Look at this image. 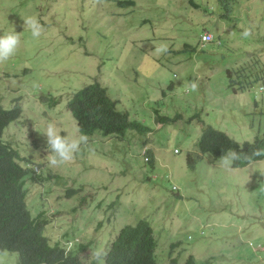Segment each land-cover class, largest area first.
Returning a JSON list of instances; mask_svg holds the SVG:
<instances>
[{"label": "rangeland", "instance_id": "374dc122", "mask_svg": "<svg viewBox=\"0 0 264 264\" xmlns=\"http://www.w3.org/2000/svg\"><path fill=\"white\" fill-rule=\"evenodd\" d=\"M30 17L39 23L38 38L24 23ZM205 31L213 43L201 44ZM8 33L19 34L20 45L0 64V100L21 113L5 139L44 164L42 174L55 175L47 179L55 193L45 204L47 213L60 210L45 233L52 244L66 236L101 242L80 254L90 264L94 250L108 248L103 240L146 220L164 263L172 262L164 255L174 246L181 264L190 257L197 264H264V161L226 168L197 146L209 126L240 144L264 133V0H0V36ZM161 46L167 51L158 53ZM94 81L152 132L143 138L129 131L124 141L95 136L70 163L49 167L47 126L79 138L67 104ZM179 114L176 123L159 122ZM145 143L153 166L141 154ZM69 189L80 192L67 198ZM18 260L0 255V264Z\"/></svg>", "mask_w": 264, "mask_h": 264}, {"label": "trees", "instance_id": "16d2710c", "mask_svg": "<svg viewBox=\"0 0 264 264\" xmlns=\"http://www.w3.org/2000/svg\"><path fill=\"white\" fill-rule=\"evenodd\" d=\"M118 5L133 6L134 3L118 2ZM186 48L188 50L190 46L186 45ZM251 85H242L241 89L245 87L247 90L246 88ZM67 109L80 122L79 128L87 136L100 133L105 137L113 135L123 140L128 131H134L141 136L152 132L142 123L133 120L130 113L121 108V102L113 100L108 89L98 82L74 93L68 101ZM20 113L19 106L8 110L0 100V255L18 254L17 264H88L80 254L95 244L74 242L66 256L67 249L63 246L64 243L52 244L45 235L44 227L47 222L35 224L15 204L20 203L26 207L24 193L26 179L33 182L39 180L34 170L26 171L24 167H20L23 153L18 152L17 148L21 149V146H14L5 139L6 129L18 120ZM155 114L160 116L158 110H155ZM196 118L197 116L189 122H193ZM181 119L183 116L179 114L175 118L161 117L159 122L171 124ZM197 146L202 154L211 155L215 160H220L230 149L235 151L239 159L232 161L233 169L246 168L251 163L264 160V133L253 142L240 144L226 133L209 126L203 129ZM257 150L262 154L255 155ZM152 156L153 154H150L148 162L151 166L154 164ZM188 163L190 167L194 165L191 157H188ZM71 240L74 241L75 236H71ZM104 241L109 244L105 250L107 255L101 258L105 264H159L160 262L169 264L157 257L156 251L159 245L152 225L146 220L140 221L136 226H127L115 239ZM100 243L96 242L95 246H99ZM173 254L174 246L171 250H165L164 261L173 258ZM177 261L172 260L171 264H176ZM99 263L100 261L95 259L90 262V264ZM186 264H196L195 259L190 257Z\"/></svg>", "mask_w": 264, "mask_h": 264}, {"label": "clouds", "instance_id": "9594fccd", "mask_svg": "<svg viewBox=\"0 0 264 264\" xmlns=\"http://www.w3.org/2000/svg\"><path fill=\"white\" fill-rule=\"evenodd\" d=\"M118 2L116 1L117 5H118ZM135 6H136V4H134L131 7H135ZM58 7L62 9V13H63L64 10L62 8V4L57 6V8ZM118 7L123 8L120 5H118ZM24 23L31 29V33H32V36L34 38H38L41 35V30H40L39 23L34 18H31V17L27 18V19H25ZM206 33H209V34H211L213 36L212 42L205 43V42L202 41V37ZM244 35L247 36L248 32L245 31ZM214 40H215L214 34H212L210 32H207V31L202 34L201 39H200L202 45L211 44V43L214 42ZM19 45H20V36L17 33H8L6 35L0 36V64L5 63L10 58H12L16 54V52H17V50L19 48ZM188 50L191 51L192 47L190 46V48H188ZM166 51H167V47L166 46H161L160 48L157 49L158 53L166 52ZM95 82H98V81H94L93 83H95ZM93 83H91V84H93ZM91 84H89V85H91ZM250 84H252V83H250ZM89 85H87V86H89ZM87 86H85V87H87ZM84 88H82V89H84ZM190 88H191L192 91H195V90H197L198 85L196 83H192ZM82 89H80V90H82ZM245 91H247V90H245ZM76 92H78V91H76ZM76 92H74V93H76ZM242 92H244V91H242ZM71 115H72V113H71ZM72 117H73V115H72ZM73 120L76 122V128L78 130L77 137H79V138H75V137H71V136H65V135H63V136L60 135V130L56 127V125L54 123H50L47 126V129H46L44 135L46 137V151L48 153L47 154V162H48V166L51 167V168H57V167L61 168L63 165H65L67 163H70L75 158V154L78 153L81 150V147L88 144L89 140H87V139H90L91 143L95 142V138H96L95 136H100L101 140L103 138H115V139L119 140V138L116 137V136L112 135V136H109V137H105V136H103L100 133L94 134V136H87L79 128V123L80 122L78 120H76L74 117H73ZM128 132H127V134H128ZM131 132L136 134V135H138L139 137H141L140 134H138V133H136L134 131H131ZM127 134H126V137H127ZM146 136H142V137L144 138ZM126 137L123 139V141L126 139ZM143 144H144V139H143ZM147 144L148 143H145V145L142 146V152H141V154L143 155L144 160H145L146 163H148L149 158H150V154H152V152L146 148ZM12 145H14V144L12 143ZM175 152H176V154H179V150L176 149ZM261 154H262V152L260 150H257L255 152V155H261ZM237 159H239V155L235 151L230 149L221 158V162H222L223 166H225L227 168V167L231 166L232 161L237 160ZM43 166H45V165L31 162L27 158L22 157L21 162H20V167H24L26 169V171L27 170H34L36 172V174L39 176V180L37 182H33V181H30L29 179H26V185L24 186L25 190H26V191H24V193L26 195V198H25L26 207L21 205L20 203H15V204L22 211H24L30 217V220L33 221L35 224H38V223H41V222H47V224L44 227L45 228V233H46L47 227L53 221V218L58 216L60 210H58V211L53 210L51 213H47L45 211V204L49 203L48 199H51L52 198L51 195H53L55 193V191L53 193H51V189L50 188H54V186H52V184H49L47 179L53 180L55 178V175L51 174V175H47L46 176V175L42 174L41 173V169H42ZM91 166L92 165L84 166V167L88 168V167H91ZM37 168H40V172H38ZM44 181H47V182H45L43 184H39V183H42ZM35 189L36 190H40V189L45 190V193L42 195L41 198H36L35 197V194H34L35 193ZM78 192H80L79 189H69V190L65 191L64 193H65V196L67 198H70V197H73ZM43 199L46 202H44V203L40 202L39 206L35 205L36 202L42 201ZM84 201L85 200H81V202H80L81 206L83 205ZM82 210H84L82 207H77L73 211L74 212L80 211V213H81ZM192 239H193L192 236L188 237L189 241H191ZM61 242L64 243L63 246L67 249L66 252H65V255L67 256V251H69L72 248L74 241L71 240V236H68V237L66 236V237H63ZM76 242H79V241H76ZM91 242L93 244H96V242H94V241H90V243ZM93 247L94 246H91V249ZM106 255H107V253L103 249L94 250L92 252V259L93 260L94 259L98 260V261H100V264H103V259H101V258L105 257ZM173 260H178L176 264H181L180 258L179 257H174V254H173ZM187 260L184 262V264L187 263ZM195 262H196V260H195ZM169 264H171V263H169Z\"/></svg>", "mask_w": 264, "mask_h": 264}, {"label": "built area", "instance_id": "2783aa9c", "mask_svg": "<svg viewBox=\"0 0 264 264\" xmlns=\"http://www.w3.org/2000/svg\"><path fill=\"white\" fill-rule=\"evenodd\" d=\"M212 40H213V36L209 33L204 34L202 37V41L205 43H210L212 42Z\"/></svg>", "mask_w": 264, "mask_h": 264}, {"label": "crops", "instance_id": "0c3cea01", "mask_svg": "<svg viewBox=\"0 0 264 264\" xmlns=\"http://www.w3.org/2000/svg\"><path fill=\"white\" fill-rule=\"evenodd\" d=\"M211 33V32H210Z\"/></svg>", "mask_w": 264, "mask_h": 264}]
</instances>
